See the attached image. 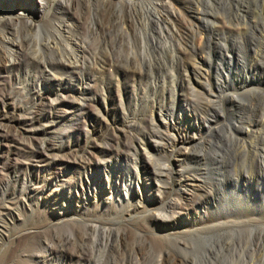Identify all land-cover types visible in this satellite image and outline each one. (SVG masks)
Returning <instances> with one entry per match:
<instances>
[{
	"label": "rangeland",
	"instance_id": "rangeland-1",
	"mask_svg": "<svg viewBox=\"0 0 264 264\" xmlns=\"http://www.w3.org/2000/svg\"><path fill=\"white\" fill-rule=\"evenodd\" d=\"M161 3L0 23V264H264V0Z\"/></svg>",
	"mask_w": 264,
	"mask_h": 264
},
{
	"label": "bare ground",
	"instance_id": "bare-ground-1",
	"mask_svg": "<svg viewBox=\"0 0 264 264\" xmlns=\"http://www.w3.org/2000/svg\"><path fill=\"white\" fill-rule=\"evenodd\" d=\"M161 4L162 6L164 5L166 8L170 9L172 11V13H174L175 15H179L180 14V11L179 10H176L173 6V3H172V0H161ZM34 4V5H38V0H0V9H3L5 8V11L7 10V12L3 11L2 15H0V23L3 22L4 24H9L12 26V24H16L18 23L19 21H23L24 23L27 22V20L25 19L24 15H25V8L27 7V5L29 4ZM61 4H63L64 6H68L69 5V1H66V2H60ZM69 7V6H68ZM39 8L37 7V10ZM15 11H18V16H9V12H15ZM181 15V14H180ZM159 18V17H158ZM157 18V19H158ZM154 21V20H153ZM170 21V20H169ZM22 23V22H21ZM67 25V24H66ZM159 26V25H158ZM16 27V26H15ZM13 28V27H12ZM68 29V27H66ZM169 30V29H168ZM66 31V30H65ZM161 32V31H160ZM20 34V33H19ZM20 38V37H19ZM4 39V37H3ZM59 39V38H58ZM7 38L5 40L4 43H7ZM11 41V40H9ZM11 43H14V42H11ZM50 47V46H49ZM48 47V48H49ZM52 48V47H51ZM57 52V51H56ZM76 55V54H75ZM79 60V58H78ZM61 62V61H60ZM12 121V120H11ZM20 143V142H19ZM43 146V145H42ZM34 147V146H33ZM35 150V149H34ZM144 154L146 155V158L147 160L151 161V157L149 155V153L144 150ZM138 176V175H137ZM34 188V187H33ZM39 189V188H38ZM182 191L179 193V198L175 201V200H172L171 204L173 206H177V205H184L185 206V203L182 204L184 202V197H182ZM177 198V197H176ZM186 210V209H185ZM165 213H167V211H164ZM174 213V211H169V213L167 214H163V215H160V216H153L155 222L157 224H160L159 222H162V221H168V219L171 218V215ZM1 214V213H0ZM173 216V215H172ZM161 225V224H160ZM166 225V224H164Z\"/></svg>",
	"mask_w": 264,
	"mask_h": 264
}]
</instances>
